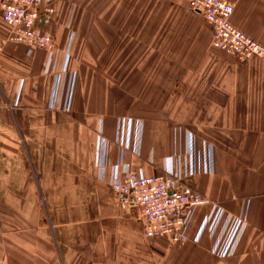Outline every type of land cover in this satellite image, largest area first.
I'll return each instance as SVG.
<instances>
[{
  "label": "crops",
  "instance_id": "crops-1",
  "mask_svg": "<svg viewBox=\"0 0 264 264\" xmlns=\"http://www.w3.org/2000/svg\"><path fill=\"white\" fill-rule=\"evenodd\" d=\"M230 1L234 26L264 46V0ZM90 6L56 0L43 27L53 55L10 42L0 16V264H264V58L238 61L213 48L212 29L188 0ZM84 11L101 36L93 51L90 39L72 35L70 15ZM87 59L92 72L79 65ZM65 67L76 73L68 112L50 107L54 74ZM89 76L96 83L83 90ZM189 133L197 171L189 185L248 224L234 256L213 255L206 232L183 245L147 238L138 210L122 207L112 188L120 164L156 176L170 158L184 176ZM205 143L214 147L213 173L201 169ZM209 209L197 210L191 239Z\"/></svg>",
  "mask_w": 264,
  "mask_h": 264
},
{
  "label": "built area",
  "instance_id": "built-area-1",
  "mask_svg": "<svg viewBox=\"0 0 264 264\" xmlns=\"http://www.w3.org/2000/svg\"><path fill=\"white\" fill-rule=\"evenodd\" d=\"M192 11L203 16L212 29V47L238 61L254 57L264 58V46L237 29L233 22L234 5L230 0H188ZM56 14V0H0V16L9 28V41L26 46L29 53L44 50L54 54L56 42L53 35L43 29ZM69 56V53H67ZM76 73L67 67L54 74V87L50 107L68 112L71 109ZM142 128V123L138 124ZM123 121L118 143L124 150L132 148L127 141ZM185 162L189 166L183 176L166 160L160 175L148 176L143 171H133L127 165L116 166L111 181L112 188L122 207H133L147 238H163L172 245H183L192 240L199 243L204 233L213 239L211 253L219 258L234 256L247 228L246 220L229 213L222 203L212 201L188 183L196 171V138L189 133ZM201 169L214 172V147L206 144ZM138 153V149L134 148ZM108 142H101L98 167L104 171L109 165ZM209 205L200 230L192 239L189 231L197 210Z\"/></svg>",
  "mask_w": 264,
  "mask_h": 264
},
{
  "label": "rangeland",
  "instance_id": "rangeland-1",
  "mask_svg": "<svg viewBox=\"0 0 264 264\" xmlns=\"http://www.w3.org/2000/svg\"><path fill=\"white\" fill-rule=\"evenodd\" d=\"M85 1H86L87 6H88L87 9L88 10L92 9L93 6H90V5H91V3H93V0H85ZM70 22H72L77 27V30L72 31V35L74 37H76L78 40H80V39H90L91 40V42H90L91 45H89V48H87V47H81L80 48V56L82 57V55L85 53V51L87 49H91L93 51L95 38H101L100 34H98V32L96 30L95 14L92 12H85L84 11L82 13L70 15ZM79 65L86 67L87 70H91V69L94 70V60H90V59L89 60L88 59L83 60L82 62H79ZM92 70L90 72H92ZM87 73L89 75V71H87ZM102 80L106 83V85L109 86L111 84L112 79L111 78H104ZM80 83H81L80 86L83 87V90H85L86 88L90 89L91 87H93L95 85L96 79L94 77H91V76L84 77V78H81ZM78 86H79V83H78ZM80 86H79V89L81 88Z\"/></svg>",
  "mask_w": 264,
  "mask_h": 264
}]
</instances>
